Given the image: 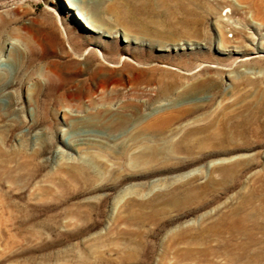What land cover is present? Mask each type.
Wrapping results in <instances>:
<instances>
[{"label": "rangeland", "instance_id": "rangeland-1", "mask_svg": "<svg viewBox=\"0 0 264 264\" xmlns=\"http://www.w3.org/2000/svg\"><path fill=\"white\" fill-rule=\"evenodd\" d=\"M79 2L0 0V264H264V0Z\"/></svg>", "mask_w": 264, "mask_h": 264}, {"label": "bare ground", "instance_id": "bare-ground-1", "mask_svg": "<svg viewBox=\"0 0 264 264\" xmlns=\"http://www.w3.org/2000/svg\"><path fill=\"white\" fill-rule=\"evenodd\" d=\"M64 3L66 4V9H68V11H69V9H73L74 11H76V18L84 27H86V29L88 28V29H90L94 32H98V33L102 32L103 27L95 19L91 18V16L85 12V10L82 8V5L80 4L79 0H64ZM63 32L65 33L64 34L65 37H67V32L64 28H63ZM104 34L110 36V34L108 32H106ZM134 38L139 39V38H142V36H140V35L134 36ZM128 39L129 38H127L126 34L124 33L123 40L128 42ZM146 39H148L150 42H152L151 37H147ZM164 44H165V42L162 43L161 45H164ZM158 48L159 49H163V48L165 49L164 46H161ZM98 54L103 57L101 50H98ZM122 59H123L122 64L118 65V67L124 68V71H125L124 75L125 76H123L122 78L121 77L117 78L118 76L112 77V78H109L106 82H102V83L99 82L100 85L98 88L100 90L105 89L107 87L113 88V87H119V86H123V87L128 88V89L133 88V87H137L142 80L149 77L147 75V73L144 72V70H138L135 68V65L129 64L127 62L128 59H131L128 55L125 54L122 57ZM135 61L138 64H142V65L147 66L148 61H151V60L148 59L146 61H141V60L135 59ZM118 67H116V68H118ZM100 70L102 71L103 69H100ZM111 70H113V69H111Z\"/></svg>", "mask_w": 264, "mask_h": 264}]
</instances>
